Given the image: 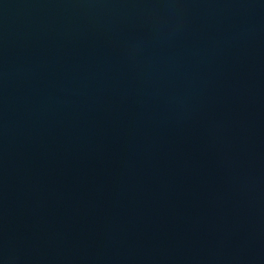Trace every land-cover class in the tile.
Returning a JSON list of instances; mask_svg holds the SVG:
<instances>
[{
	"label": "water",
	"instance_id": "water-1",
	"mask_svg": "<svg viewBox=\"0 0 264 264\" xmlns=\"http://www.w3.org/2000/svg\"><path fill=\"white\" fill-rule=\"evenodd\" d=\"M0 264H264V0H0Z\"/></svg>",
	"mask_w": 264,
	"mask_h": 264
}]
</instances>
